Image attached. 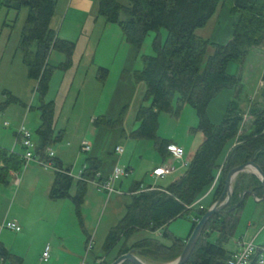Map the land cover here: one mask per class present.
Segmentation results:
<instances>
[{"label": "trees", "instance_id": "obj_1", "mask_svg": "<svg viewBox=\"0 0 264 264\" xmlns=\"http://www.w3.org/2000/svg\"><path fill=\"white\" fill-rule=\"evenodd\" d=\"M96 3V14L106 24L119 27L123 40L136 54L139 53L144 38L150 32L156 34L151 48L154 55L142 56V70L132 75L136 83L145 85L142 102H149L150 105L138 106L134 113L138 126L129 133V140L152 141L155 154L161 162H165L171 157L167 148L174 144L158 135V115L165 114L177 119L184 106L190 107L197 119L195 128H191L189 134L201 133L203 136L202 143L186 163L183 174L166 189L142 187L140 183L133 185L128 193L131 202L125 206V213L118 223L108 230L102 244L103 256L100 258L105 259L117 248L116 255L110 261L100 259L98 262L111 264L118 256L133 250L135 257L143 264H169L182 253L191 229L210 207L197 201L209 191L213 183L216 182V185L212 189L211 203L222 194L225 175L231 169L252 159L264 174V75L259 96L263 105L251 102L246 111L251 119L253 132L239 135V124L245 113L240 110L236 100L227 104L222 120L216 125L212 124L206 114L212 99L222 91L238 88L239 79L226 74L227 65L230 62L241 63L252 50L264 51V0H96ZM220 4L228 5L231 14L236 15L237 19L232 26L230 40L225 45H213V52L202 68L209 42L196 36L195 32L206 25ZM1 8L17 13L23 8L28 9L18 44L27 77L36 82L34 93L39 98L37 110L40 123L34 131L36 138L31 151L32 157L52 165L54 177L46 197L50 201H70L75 220L80 229L84 230L81 205L84 203L88 183L97 182V174L100 175L98 181L101 182L108 177H101L102 161L97 157L86 159L80 169L79 179L70 175L69 168L62 169L61 162L53 158L52 154L49 157L50 145L62 142L64 133H54V102L45 100L53 73L67 72L70 69L75 44L60 39L49 28L55 13V0H0ZM162 29L167 32L164 42L160 39ZM52 52L63 55L64 61L51 66L49 55ZM108 73L107 69L99 67L94 80L104 83ZM2 95L6 100L0 104V111L11 104L20 103L7 91L2 92ZM93 125L99 128L121 126V117L113 122L110 118L100 116L93 120ZM16 138L21 143L18 134ZM115 147L117 146L112 150L113 156ZM22 167L25 168L23 156L0 147L1 185L7 184L10 172L19 173ZM126 170L129 171V168ZM217 174L218 179L215 181ZM72 188L75 191L70 194ZM230 189L232 194L229 203L223 212L213 215L204 226L194 251L185 264H227L231 258L232 252L227 251L224 246L234 235L239 214L244 209V201L252 195L261 199L264 191L259 179L250 173L237 174ZM98 192L107 195L105 192ZM243 193L246 194L243 196ZM184 217L191 222L186 238L180 239L166 231L170 222ZM138 232H160L169 245L151 238L129 244L130 239ZM214 234L216 239L210 242L209 239ZM89 243L90 238L85 243L87 251L91 250ZM260 248H264V245ZM258 255L256 251L248 264H256ZM0 258L11 264H22L21 257L11 254L1 243ZM122 264L130 262L125 261Z\"/></svg>", "mask_w": 264, "mask_h": 264}, {"label": "rangeland", "instance_id": "obj_2", "mask_svg": "<svg viewBox=\"0 0 264 264\" xmlns=\"http://www.w3.org/2000/svg\"><path fill=\"white\" fill-rule=\"evenodd\" d=\"M79 1H83L85 6ZM70 3L72 7L70 5L68 7ZM55 4V14L52 16L49 28L55 31L60 39L73 42L75 49L72 52L70 69L67 72L55 71L49 81V90H47L45 100L54 102L55 123L53 131L54 133L57 131L64 133L62 142L50 145V152L56 154L58 149H65L67 153L65 158L70 161L69 169L74 166L73 168H77L76 172L78 168L83 166L86 159L92 156H98L103 160V166H109L117 160L116 166L125 168V165L126 167L129 165L130 168H134L127 175L128 177L116 181L117 188L120 182V186H122L121 189L119 187V190H114V193L118 194L100 195L98 211L93 207L96 205L94 202L81 210L84 231L90 237L91 250L85 259L83 257L86 254L80 248L81 253L78 252V257L69 261H72L73 264L76 262L82 264L84 260L85 264H91L94 261L93 258L103 256L102 244L108 230L118 223L125 213V206L131 202V198L127 194L130 186L134 184L131 177L136 175L143 177L145 175L144 179L148 180L146 184L144 183L146 186H153L155 183V186L166 189L169 184L176 180L175 178L183 174L186 163L191 160L194 154L192 153L194 152L192 151L193 143L195 144L194 148H197L196 146L202 143L203 136L201 133L189 135L187 126L196 119L190 107L186 106L177 119L159 114L158 135L162 136L163 140H171L175 144L182 145V147L189 144V148L192 149L186 152V149L183 148V161L177 162L169 158V161L172 162H169V165L173 167L174 171L164 175V177L153 178L152 180L148 176L146 165L154 158L158 162L156 165L162 166L159 156L153 150L152 141H131L128 140V135L138 126L134 120V113H136L138 106L140 104L150 105L149 102H142L145 85L136 83L132 75L142 70V56L154 55L151 48L156 34L150 32L144 38L139 53L136 54L133 48L123 40L119 27L106 24L103 18L96 14V0H55ZM214 11L213 16L205 23L206 25L195 32L196 36L209 42L205 57L202 60V68L206 64V59L213 52L212 46L215 44L225 45L230 40L231 20L236 16L231 14V10L226 4L218 5ZM26 15H28L27 8H23L19 13L7 11L6 8L0 9V104L6 100V97L2 95L4 91L20 101V103L11 104L5 110L0 111V147L21 156L25 155L26 150L17 142V131L22 127L23 131L31 135V141L35 143L34 131L40 123L38 120L39 111L37 110L39 98L34 93L36 82L27 77L18 44ZM60 24L63 25L61 29L57 30ZM160 33V39L164 42L167 32L162 29ZM49 56L51 66L59 65L64 61L63 55L59 53L52 52ZM96 64L109 72L104 83L95 80L96 84L95 81L88 79L89 74L85 76L86 72L93 71L95 68L93 66ZM226 74L239 79L238 88L222 91L214 100L212 99L206 114H208L212 124L216 125L222 120L227 104L236 100L240 110L245 113L243 121L239 124V135L250 134L254 130L250 125L251 119L246 115V111L251 102H258L260 106L263 105L262 100L259 99L262 87L259 83L264 75V51L255 49L250 51L241 63L230 62L227 65ZM84 80H86L85 87L82 89L80 85ZM100 116L110 118L113 122L121 117V126L95 127L91 118L94 120ZM4 123L7 124L6 127L3 126ZM82 143L89 144L91 151L88 153L81 151ZM124 143L128 144L124 156H113V147L120 145L121 148H125ZM129 145L136 146L131 149ZM146 145L148 148L145 151ZM140 153H145L143 160L140 158ZM34 158L36 159V157ZM76 160H78L77 163H74ZM31 168H36L40 172L31 170L30 178L22 182L18 194H16L17 187L13 183V176L10 175L6 185L0 184V228L5 222L14 221L18 217H21L25 224V227L20 225L21 231L19 232L13 233L6 229H0V243L14 256H23L27 264H68L61 258L54 261L53 255H50L46 263L37 261L42 247L47 244L51 247L50 239L54 244L56 242L53 236L48 234L50 232L48 225L44 222L41 223L40 220L51 215L50 211L52 212L54 207L56 209L59 204L55 206V203L59 202L50 201L46 197L48 192L44 191L47 181L51 178L50 175L54 177V171L44 169L32 161L26 168L20 169L17 173L18 177H21L24 170ZM177 168L181 169L178 170ZM10 173L16 175L15 172ZM217 179L218 177L215 181ZM167 182L169 183L167 184ZM215 185L216 182L208 189L209 194L213 193L212 189ZM72 192H74L73 189L70 194ZM15 194L17 199L13 198ZM256 200L259 202L256 203L252 196L245 199L244 209L239 214L234 235L228 239L224 246L227 251L235 250L236 243L240 239L246 244L252 243L257 248L264 245V200ZM207 201L205 200L202 205L208 207ZM65 215L63 210L62 216L65 217ZM73 217L70 222H64V218L61 219V228H66L65 234L69 235L68 238H61V243H63L61 246L67 244L69 247L70 244H78L79 237L82 238L83 236L75 216ZM190 227L191 222L184 217L170 222L166 231L183 239L187 237ZM56 229L60 231L58 227ZM144 238L157 239L163 244L169 245L167 240L161 237L160 232H138L133 235L129 244ZM214 239H216L215 234L211 236L209 241L213 242ZM85 240L84 236L83 241ZM116 249L111 255H115Z\"/></svg>", "mask_w": 264, "mask_h": 264}, {"label": "crops", "instance_id": "obj_3", "mask_svg": "<svg viewBox=\"0 0 264 264\" xmlns=\"http://www.w3.org/2000/svg\"><path fill=\"white\" fill-rule=\"evenodd\" d=\"M71 3H72V1H71ZM68 4V7H69V5H70V7H72V4ZM79 3H83L84 4V2L83 1H79ZM84 6H85V4H84ZM80 8H84V9H86L85 7H83V6H79ZM55 14V13H54ZM236 19H237V16H234L233 17V19L231 20V23H232V26H233V24H234V22L236 21ZM97 20V19H96ZM55 25H56V23H55ZM63 25V24H62ZM62 25L60 24V27L58 26V28H57V30H59V29H61V27H62ZM55 29V28H54ZM59 37V36H58ZM65 40V39H64ZM219 45H223V44H219ZM99 64H96V65H94L93 67H95L94 69H93V71L91 70V72H86L85 73V76H87L88 74L90 75L89 77H88V79H90V80H92V81H95L94 80V76H95V74H96V71H97V68H99L100 66H98ZM85 81L86 80H84V82H82V84L80 85V88H84L85 87ZM96 82V81H95ZM262 82H260L259 83V85L261 84ZM96 84H97V82H96ZM185 108H186V106H184L183 107V110H185ZM182 110V111H183ZM181 111V112H182ZM196 120V121H195ZM91 121H93V119L91 118ZM197 124V119H194V121L193 122H191L190 124H188V130L190 131V129L191 128H195V125ZM4 125V124H3ZM4 127H6V126H4ZM22 128V127H21ZM20 128V129H21ZM19 129V130H20ZM18 130V131H19ZM22 130H23V128H22ZM190 135V134H189ZM196 136H198V135H196ZM161 138H163L162 136H160ZM193 138H195V137H193ZM128 140H129V138H128ZM192 140V139H191ZM132 141V140H131ZM169 141H171V140H169ZM173 142V141H172ZM128 143V142H127ZM127 143H124L125 145V148L123 149V152H121V155H119V157H123L124 156V152L126 151V147L128 146V144ZM201 143V142H200ZM127 144V145H126ZM133 144H139V143H133ZM175 146H177V147H180V148H185L186 150V152H187V150H190V149H196V148H194V143H193V147L192 148H189V144L188 145H186L185 147H182V145H178V144H175V143H173ZM136 145H129V147L131 148V149H133V147H135ZM198 145H200V144H198ZM115 146H120V145H115ZM196 147H198V146H196ZM114 148V147H113ZM148 147H147V145H146V147H145V151H146V149H147ZM90 149H91V147H90ZM192 149V151H194ZM91 151V150H90ZM183 151V150H182ZM191 153V152H190ZM193 153V152H192ZM191 153V154H192ZM65 154H67L66 153V151H65V149H58L57 150V152H56V154H53L52 153V157L53 158H55V159H58L60 162H61V164H62V169L63 168H69V163H70V161H68L67 160V158H65ZM131 155H132V153H131ZM140 158L143 160L144 158H145V153L144 154H142V153H140ZM92 157H97V158H99L98 156H92ZM132 157H133V155H132ZM100 159V158H99ZM101 160V159H100ZM77 161L78 160H76V162H74V163H77ZM102 161V165H101V167H100V174H101V177H109L110 175H111V173H112V171H113V169L112 168H114V166H116L117 164H118V162H117V160H116V162H114V163H112L111 165H109V166H103L104 165V163H103V160H101ZM161 162V161H160ZM172 163L171 161H169V160H166L165 162H161L162 164H170V163ZM156 163H158L157 162V160L156 159H154V158H152L151 159V161H149V164H147L146 165V167H148L146 170L148 171L147 173H148V176L150 177V178H152V175H151V172H153V169H155V168H158V167H160L159 165L157 166L156 165ZM130 164H131V162H130ZM83 166H84V164H83ZM72 167V166H71ZM70 167V170H71V172H70V175L72 176V177H74L75 179L76 178H80V169L82 168V166L80 167V168H78V171L76 172L75 170L77 169H75V168H71ZM125 168H129V174L133 171V169L134 168H130V166L129 165H127V167H126V165L124 166ZM26 168V167H25ZM45 169V168H44ZM178 170H180L179 168H177ZM31 170H35L36 172H38L39 170L37 169L36 170V168H31L30 170H24V173L21 175V177H18V174L16 173V175H12L11 174V176H13L14 177V181H13V183L16 185V187H17V191H16V194H18V189L20 188V186H21V184H22V182H25V180H27L28 178H30L29 177V174L31 175ZM52 170V169H51ZM75 172H74V171ZM136 170H137V168H136ZM40 172V171H39ZM176 172V171H175ZM146 173V172H145ZM144 173V174H145ZM180 176V175H179ZM50 180L49 181H47V185L45 186V190L44 191H46V192H48V189H49V187H50V185H51V180H53V176L52 175H50ZM128 177V176H127ZM144 177H145V175H143V177L142 176H138V175H136V176H132L131 178H132V181H133V183L135 184V183H140L141 184V186L143 187H146V182H148V180L145 178L144 179ZM177 178H179V177H177ZM177 178H175L176 180H177ZM39 180V179H38ZM152 180H153V178H152ZM173 181V180H172ZM175 181V180H174ZM37 183H38V181H36ZM169 182H171V181H169ZM169 182H167V184L169 183ZM116 183V182H115ZM114 183V190L116 191V190H119V187H120V189H121V187L122 186H120V184H121V182H120V184H119V186H118V188H117V186H116V184ZM145 183V184H144ZM133 184V185H134ZM133 185L132 186H130V188H129V190H131L132 189V187H133ZM156 184L154 183V185L153 186H151V187H158V186H155ZM161 188V187H160ZM73 190H74V188H72ZM71 189V190H72ZM129 190L127 191V194L129 193ZM75 191V190H74ZM118 192V191H117ZM74 192H72L71 194H73ZM14 195V197L13 198H15V199H17L16 198V196L17 195ZM97 194V195H96ZM102 194H104V193H102ZM101 193H99L97 190H96V188H95V186H94V184H93V182H89L88 183V186H87V191L85 192V198H84V203H83V205H81V208L84 210L85 209V207L87 206V205H90L91 204V202H94V203H96V205H94L93 207L95 208V209H97V211H98V207H99V204H100V200H101V196L100 195H102ZM113 194V193H112ZM115 194H118V193H115ZM119 194H121V193H119ZM111 195V194H110ZM122 195V194H121ZM109 196V195H108ZM205 200L207 201L206 203H207V205L208 206H212L213 204L211 203V200H212V194H209V191L201 198V199H199V201H197V202H199V204H202V203H204L205 202ZM68 201V200H67ZM64 201V200H59V201H54V202H59V203H55V206H58V205H56V204H59V206L58 207H56V209H55V207H54V209H52V212L50 211V214L51 215H48V216H46V217H44L43 219H41L40 220V222L42 223V222H44L46 225H48V227H49V231L50 232H48V234H51L52 236H53V238H54V240H56V242H55V244H54V242H52V240L50 239V241H51V247H49L48 246V244L47 245H44L42 248V250H41V254H42V252L44 251V247L45 246H48L49 248H50V255H53V260L54 261H58V260H60V258H61V260H64V261H66V263L68 262V264H73V262L72 261H69V260H74V259H76V257H78V252L80 251V253H81V249L80 248H82V250L84 251V253L86 254L83 258H87V256L89 255V251H87V247H86V245H85V243H86V241H87V239L88 238H90L89 236H87V234H86V232L84 231V230H81V234L83 235L82 236V238L81 237H79V243L78 244H70L69 245V247H68V245L67 244H64L63 246H61V244H63V243H61V238L62 237H65V238H68V236L69 235H67V233L65 234V231H67L66 230V228H61V226H62V222H61V219L62 218H64L63 219V221L65 222H70L71 220H72V218H74L73 216H75L74 215V209H72V204H71V202L70 201ZM70 202V203H69ZM212 204V205H211ZM51 208V207H50ZM64 210V212H65V217H63L62 216V211ZM11 221H13V220H11ZM10 221V222H11ZM16 223V224H18V226H19V231H21V227H20V225H22L23 227H25V224H24V222H23V219L20 217H18V218H15L14 219V221H13V223ZM6 223V222H5ZM50 225V226H49ZM59 228V230L60 231H58L56 228ZM18 231V232H19ZM11 232H13V231H11ZM75 232V231H74ZM79 236V235H78ZM84 236H85V238H86V240L85 241H83L84 240ZM65 242V241H64ZM66 243V242H65ZM237 244V243H236ZM236 249H237V245H236ZM235 249V250H236ZM7 250V249H6ZM9 252H10V250H8ZM233 251H234V249L233 250H231L230 252H232L233 253ZM11 253V252H10ZM12 254V253H11ZM41 254H39V256H38V258H37V261L39 262V263H41L40 261H39V258L41 257ZM14 255V254H13ZM115 255H116V253H115ZM16 256H18V255H16ZM113 256L114 255H109V256H107L105 259L104 258H100V257H102V256H100V257H96V258H93L94 259V261H93V263H91V264H97L98 263V261L101 259H103V261H105V262H107V261H110L112 258H113ZM19 257V256H18ZM23 256H21V262H22V264H27L25 261H24V257L22 258ZM52 258H51V260H52ZM48 260H49V258H48ZM47 260V261H48ZM83 260V259H82ZM76 264H80V263H78V262H76ZM82 264H85L84 263V260L82 261Z\"/></svg>", "mask_w": 264, "mask_h": 264}, {"label": "built area", "instance_id": "obj_4", "mask_svg": "<svg viewBox=\"0 0 264 264\" xmlns=\"http://www.w3.org/2000/svg\"><path fill=\"white\" fill-rule=\"evenodd\" d=\"M3 126H7V124L4 123ZM23 130L21 128L19 131H17V134L20 136L21 146L24 147L26 150V153L23 156V159L25 160V167L28 165L29 162L33 161V162H36L39 166L50 170L52 167L51 164L50 165L44 164L43 162L39 160L33 159L32 157L33 153L31 152L34 149L33 142H31L30 135L28 134V132L23 131ZM82 150L88 153L89 145L82 143ZM182 150H183L182 148L177 147L175 145H170L167 148V152L171 155L170 159L172 158L174 161H177V162L181 160L183 161ZM121 152H123V149L121 148V146L115 147V152H114L115 155L119 156ZM51 154L52 153L49 152V157L51 156ZM183 164L185 163L183 162ZM112 169L113 171L111 175L108 178H106V180H103V182L98 181L100 179V175L97 174L96 178L98 180L97 182L94 183V186L96 187L98 191L105 192L107 195L114 193L113 185L117 180L121 178H125L129 174V171H127L126 168H123V167L114 166V168ZM173 171H174L173 167L170 166L169 164H165V165L162 164V166L155 168L153 172L151 173V175H152V178H161V177H164V175L166 176V174H170ZM80 175H81V172H80ZM0 229H6L9 231H13L14 233V232L19 231V226L15 222L13 223V221H11V222L4 223ZM236 245H237V249L234 250L233 253H231L232 254L231 258L228 260L227 264H248L251 262V258L256 251L259 253L256 264L264 263V248H260V247L257 248L252 243L246 244L241 239L238 240ZM44 248L45 249L42 252L41 257L39 258V261L42 263L48 262L47 260L50 257V248L48 246H45ZM88 248L90 247L88 246ZM0 264H11V263L2 261L0 258Z\"/></svg>", "mask_w": 264, "mask_h": 264}, {"label": "water", "instance_id": "obj_5", "mask_svg": "<svg viewBox=\"0 0 264 264\" xmlns=\"http://www.w3.org/2000/svg\"><path fill=\"white\" fill-rule=\"evenodd\" d=\"M253 160H249L243 165L237 166L228 172V174L225 175L224 180V187L222 188L223 192L214 202V204L206 211L205 214L202 215L200 220L196 223L195 226L191 229V233L189 234L188 238L185 240V245L183 247L182 253H180L178 258L173 261L171 264H185L189 257L191 256V252L194 251V248L196 246V241L199 239L202 231L204 230V226H206L207 222L210 220V218L215 215L219 214L220 212H223V209L227 206L229 203L228 201L231 199L232 190L230 189V186H232V182L235 179V176L240 173H250L253 176H256L259 181L261 182V188H263L264 191V174L261 171V169L255 165ZM246 193H243V196ZM253 200L259 202V200H255V196L252 195ZM260 200H264V197ZM134 251L131 250L130 253L120 255L118 258H116L111 264H122L125 261L130 262V264H143V262L138 258L135 257ZM145 264V263H144Z\"/></svg>", "mask_w": 264, "mask_h": 264}]
</instances>
